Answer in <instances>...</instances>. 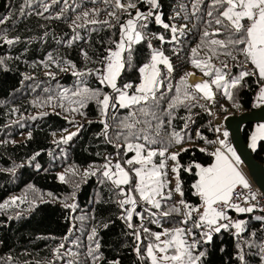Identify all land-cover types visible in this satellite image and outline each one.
I'll use <instances>...</instances> for the list:
<instances>
[{
  "label": "trees",
  "instance_id": "16d2710c",
  "mask_svg": "<svg viewBox=\"0 0 264 264\" xmlns=\"http://www.w3.org/2000/svg\"><path fill=\"white\" fill-rule=\"evenodd\" d=\"M131 2L136 8L125 10L116 8L115 0H0V19L4 20L0 23V205H4L0 207V264H151L145 251L149 243L155 242L150 233L176 228L190 230L183 237L189 244L198 242L192 254L204 255L197 264H264V220L257 219L254 213L237 214L235 222L218 233L212 232L211 242H205L207 225L194 226L199 222L203 202L193 188L198 181L195 165L208 167L214 161L212 153L216 151L219 132L213 115L258 108L255 97L264 80H259L258 75L244 77L238 86L228 89L231 99L224 88L213 85L214 102L202 99L194 88L185 89L181 78L194 73L186 77L188 85L193 76L210 82L215 72L213 69L211 76H205L194 67L193 59L210 58L214 68L226 73L228 83L242 71H254V66L235 49L208 43L228 36L214 23L217 12L212 7L213 0L198 4L197 0H158L155 9L147 0ZM137 9L153 15L136 22L143 38L132 43L130 64L128 48L122 54L126 62L117 87L130 95L138 94L139 68L151 62L154 51L163 52L173 71L169 73L162 63L157 65L162 83L155 100L112 107L118 93L101 84L99 77L104 74L105 58L121 37V25L133 19ZM209 11H213L212 17ZM84 13H88L87 17ZM156 15L161 16L162 23L155 21ZM165 23L169 28L163 27ZM141 24L146 27L141 28ZM172 27L177 29L175 33ZM217 29L220 34L212 35ZM206 30L209 37L203 35ZM9 39L13 43H7ZM193 49L198 53L195 57ZM226 52H232L236 59ZM129 83L132 88L124 89ZM83 89H88L83 97L73 95ZM185 90L195 99L186 98ZM93 92L99 95L93 97ZM104 95L112 97L106 114L99 102ZM81 99L83 105L79 103ZM173 102L176 106L170 108ZM129 124L131 128L126 127ZM221 127L220 131L225 132ZM241 129L248 142L254 135L253 126ZM174 132L182 137L180 143L174 141ZM58 133L62 137L53 141ZM65 133L76 135L67 143L60 142L68 136H63ZM145 135L155 143L146 141ZM227 139L231 144L229 134ZM128 143L145 144L157 152L167 147L164 157H153L156 166L165 162L162 171L166 176L162 179L166 185L161 190L164 198L156 197L161 203L159 209L142 199L136 201L135 211L131 204L121 207L120 201L129 194L127 189L139 181L130 167L140 166L125 163L135 156L134 151H127ZM115 153L129 170L130 184L117 187L115 177L110 180L103 175L104 165L109 162L115 171L111 161ZM173 153H179L182 196L175 191L177 173L172 168L176 162L167 159ZM252 155L264 166V139L257 143ZM169 192L171 199L167 198ZM181 200L199 211L192 212L188 219ZM128 211H132L130 221ZM164 212L171 214L164 216ZM185 219L186 224L182 223ZM237 222H242L239 230L234 226ZM93 230L95 237L90 240ZM137 233L140 240L136 239Z\"/></svg>",
  "mask_w": 264,
  "mask_h": 264
},
{
  "label": "snow or ice",
  "instance_id": "6c2138e0",
  "mask_svg": "<svg viewBox=\"0 0 264 264\" xmlns=\"http://www.w3.org/2000/svg\"><path fill=\"white\" fill-rule=\"evenodd\" d=\"M202 2V0H197V4ZM147 3L151 5L152 8L158 7V0H147ZM197 4H194L193 7L197 8ZM115 6L118 9H131L136 8V4L128 0V3L122 4L121 0H115ZM213 9L217 12L216 17L214 18V23L220 25L224 28L227 33V39H211L208 41L209 44L218 46L219 48H228L231 47L238 51L241 55L246 58L247 62H250L254 66V71H242L240 75L234 78L230 83L225 81L226 73L222 72L219 68H214L209 60H197L193 59L192 64L194 67L200 69L204 72L205 76H211L212 70L214 69L215 76L211 81H202L196 83L195 85H188L186 77L194 75V73H187L186 77L181 78V83L185 85V89L192 87L195 89L196 93L202 94V99H205L209 102H214L215 94L212 91V86L215 85L217 89L224 88L225 95L229 99L232 98L231 92L228 91L229 88H234L238 86L243 80L244 77L249 75H258L259 80H264V0H213L212 4ZM88 13H84V16L87 17ZM110 15L115 16V13H110ZM153 13L149 11L147 14L140 12L138 9L134 19H128L126 24L121 25V40L116 44V50L111 51L108 57L105 58L107 61L105 73L100 79L101 84L107 83L115 92L119 95L116 98V102L121 107H127L130 105L140 104L141 101H148L150 98L156 99V91H158V85L162 83L158 79L160 72L157 68L159 63H162L167 66L168 72L173 71L172 65L167 57L164 56L161 51H154L151 57V62L145 64L139 68L141 74V82L136 87V93L132 96H129L127 91L122 90L117 87V78L120 76L121 71L125 67V58L122 53L127 48L129 50V56L127 62H131L130 49L131 45L134 42H139L143 37L140 31H137L136 21L147 20L148 17L152 16ZM208 16H213V11L208 12ZM221 17L223 19H221ZM6 19V18H5ZM79 19V17L77 18ZM155 21L157 23H162L161 16L156 15ZM227 21V23H225ZM4 20L0 19V23H3ZM96 23V21H91ZM75 23V22H74ZM107 23V22H105ZM212 21H209V26H211ZM141 28L146 27V24H141ZM164 28H169L168 24H163ZM172 32L175 33L177 29L172 27ZM220 30L217 29L216 32L212 35H219ZM204 37H209L210 33L206 30L203 33ZM159 39L163 41V36H160ZM7 43H13L12 40H7ZM243 45V47H239ZM225 54L232 56L233 59H236V56L232 55V52H226ZM86 55V54H85ZM194 57L198 55L197 50L193 49ZM0 63H3L0 60ZM74 67V66H73ZM227 68V64L224 65ZM75 74V73H74ZM132 88V84H125L124 89ZM88 92V89H83L81 92L73 93V95L83 97L85 93ZM98 92H93L92 96H98ZM185 97L189 99H195L194 94H189L185 90ZM110 100L112 97L109 95H104L103 99L100 102L102 105V112L106 114V110L109 107ZM258 104H264V86L260 87L259 95L257 97ZM81 105L84 103V99L79 101ZM115 104H112V107H115ZM176 104L173 102L169 105L170 108L175 107ZM203 107V105H201ZM75 110V109H73ZM143 111V109H141ZM190 119V118H189ZM187 126V125H185ZM107 127V125H105ZM126 127L131 128L132 125H126ZM217 132L220 131L219 128L216 129ZM260 136L264 139V125H261L258 129ZM31 134H29L30 136ZM76 133H70L67 137L62 138L63 143H67L68 140L72 139V136ZM135 135V134H133ZM199 135V134H198ZM224 137L228 136V132L223 133ZM174 141L180 143L182 137L179 133H173ZM146 141L150 143H155L154 140L145 135L143 137ZM202 138V137H201ZM256 136L252 137L251 147L255 149L256 147ZM220 145L225 144L224 140L219 141ZM127 151H134L135 156L128 159L125 163L129 166L139 165L140 167H130V171L135 173V176L139 178V181L136 185L135 191L139 193L140 198L150 204L152 207L159 209L161 207L160 200L156 199L157 196H162V189L166 185V181L162 177L166 176V173L162 171L165 167V162L162 161L159 166L153 164V157L159 155L164 157L167 151V147L159 150L146 148L145 144H127ZM181 151H186V149H181ZM200 151H205V149H200ZM231 153V159L226 156L220 149H217L212 155L215 156L216 162L209 167H202L199 164H196L195 167L199 169L196 173L199 177L198 181L193 184V188L196 190V193L202 198L204 211L199 217V222H196L194 226L196 228H201L204 225H207L209 231L203 235L206 237L205 242H211L212 232H220L221 228H228L227 224H219L220 220L229 219L222 208L214 207V205H223V206H232L230 201L232 200L233 192L235 187L243 185L244 188H249V184L242 173L236 168V164L240 162V157L236 155V152L229 147L227 149ZM147 153L146 155L144 153ZM179 153H173L167 159H171L176 162V165L172 168L174 173H177V185L176 192H179L182 196L183 193L180 189L179 184V163H178ZM111 162H109L110 164ZM109 164H105L104 168L106 169L103 172V175L108 179L112 180L113 177L116 179L113 180V183L119 187L120 185H127L131 182V177L129 170H125L120 163L114 165L115 171H112V168L109 167ZM151 165V167H149ZM87 175V173H85ZM94 174V173H93ZM63 180V176L60 177ZM123 191V190H122ZM168 199H171V193L169 192ZM252 199H255V194H252ZM15 202V199L12 201ZM180 203L187 209L185 216L190 219L192 212L199 211L197 208H192L189 205L185 204L183 200ZM121 207L125 204H131L133 208L136 206V200L130 195L126 199L120 201ZM4 205H0L3 207ZM74 207V205L72 206ZM235 207V210L239 213L251 212L253 207L243 208L238 205L232 206ZM172 211L179 212L178 208H173ZM170 212H164V216L170 215ZM132 218V211L127 212V219L130 221ZM257 219H260L257 217ZM157 221H153L156 223ZM182 223H187V219L183 220ZM236 229H241L242 222L235 223ZM107 227V225H105ZM129 228L132 227V224L129 223ZM145 233H149V229L144 228ZM190 233V230L183 228L176 229H164L162 232H153L150 233L154 237V243H149L146 248L147 257L150 258L151 264H197L200 258L204 255L201 252L197 256H193L192 249L197 246L196 241H193L189 244L183 237ZM95 237V230H93V235L89 239ZM162 237H167V239H162ZM136 239L140 240V236L137 233ZM63 245H61L62 247ZM99 243H96V249L99 248ZM171 250V252H170ZM58 251V250H57ZM135 251L137 254H140V247L137 245ZM91 254V252H90ZM240 260L243 261V255H240Z\"/></svg>",
  "mask_w": 264,
  "mask_h": 264
},
{
  "label": "water",
  "instance_id": "95a60500",
  "mask_svg": "<svg viewBox=\"0 0 264 264\" xmlns=\"http://www.w3.org/2000/svg\"><path fill=\"white\" fill-rule=\"evenodd\" d=\"M192 82V80H191ZM264 124V104L251 111L235 116H228L224 119L223 125L228 132L230 141L240 162L247 170L253 183L264 195V166L255 161L249 141L246 142L242 136L241 128L245 125Z\"/></svg>",
  "mask_w": 264,
  "mask_h": 264
},
{
  "label": "built area",
  "instance_id": "2783aa9c",
  "mask_svg": "<svg viewBox=\"0 0 264 264\" xmlns=\"http://www.w3.org/2000/svg\"><path fill=\"white\" fill-rule=\"evenodd\" d=\"M116 106H120V105L116 102ZM219 137H220L219 135H216V147H218ZM111 161L113 162V165H115L116 163H120L122 166L119 155L117 153L111 156ZM245 176L247 177L249 188H244L243 185L238 184L233 192L230 205L232 206L238 205L243 208L253 207V211L239 213L235 210V207L232 206L214 205V207L222 208V210L225 212V215L229 218L226 220H220L218 222L219 224H229L231 222H235L237 219V214L254 213L260 219L264 220V195L259 191L256 185L253 183L252 179H250L249 175H247V173H245ZM252 194H255V199H252ZM137 207L138 205L136 204L135 208H133L132 206V209L135 210ZM230 212H234V214H231Z\"/></svg>",
  "mask_w": 264,
  "mask_h": 264
},
{
  "label": "rangeland",
  "instance_id": "374dc122",
  "mask_svg": "<svg viewBox=\"0 0 264 264\" xmlns=\"http://www.w3.org/2000/svg\"><path fill=\"white\" fill-rule=\"evenodd\" d=\"M135 18V17H134ZM133 18V19H134ZM137 22V21H136ZM121 40V37H120V39H119V41ZM119 41H118V43H119ZM126 48H127V44H126ZM111 51H115L116 50V47L115 48H112V49H110ZM123 54V53H122ZM105 69H106V66H105V68H104V70H103V73H105ZM194 77V76H193ZM191 78L192 77H190V82H191ZM201 77H196V80H197V82H198V79H200ZM193 79V78H192ZM201 79H203V78H201ZM264 83V82H263ZM191 85H195V84H193L192 82L190 83ZM105 86H109L107 83H105ZM109 88L110 89H112L110 86H109ZM239 114H241V113H238V114H236V113H227V115H225V114H223V115H213V123H214V125L217 127V128H220L221 126H223L224 127V125H223V121H224V119L226 118V117H228V116H235V115H239ZM223 127H221V130H223ZM223 131H219V133H217V135H219L220 137H219V141H220V139L223 137ZM67 135H69V133H65L63 136H67ZM60 137H62L59 133L58 134H56V135H54L53 137H52V140L53 141H57V140H59L60 139ZM228 140V139H227ZM122 162V161H121ZM213 163H214V161H213ZM212 163V164H213ZM211 164V165H212ZM210 165V166H211ZM122 166H123V168H125V170H126V167L124 166V164L122 163ZM149 167H151V165L149 166ZM247 173V172H246ZM247 175H248V173H247ZM250 177V176H249ZM115 179H116V177H115ZM251 179V178H250ZM138 183V182H137ZM137 183H136V185H137ZM135 188H136V186L134 187V188H128L127 190H128V196L130 195L132 198H134L136 201H139L141 198H140V196H139V193L137 192V191H135ZM123 190L125 191L126 189L123 187ZM203 208V207H202Z\"/></svg>",
  "mask_w": 264,
  "mask_h": 264
},
{
  "label": "crops",
  "instance_id": "0c3cea01",
  "mask_svg": "<svg viewBox=\"0 0 264 264\" xmlns=\"http://www.w3.org/2000/svg\"><path fill=\"white\" fill-rule=\"evenodd\" d=\"M197 81V80H196ZM262 86H264V83H263V85ZM259 91H260V89H259ZM259 91L257 92V94H256V97H255V103H257L258 104V100H257V97H258V95H259ZM261 105H263V104H259V106H261ZM261 125H264V124H260V125H254L253 126V131H254V135L253 136H256L257 137V139H256V146H257V143L260 141V140H262V138H261V136H260V133L258 132V129H259V127L261 126ZM253 136H251V138H250V140H249V144H250V146L252 145V137ZM220 140H224L225 141V144L223 145V146H221L220 145V143H219V147L218 148H216V150L217 149H220L226 156H228L230 159H231V153H229L228 151H227V149L229 148V147H231L232 149H233V147H232V144H230V142L227 140V137H222ZM252 148V147H251ZM256 148V147H255ZM234 150V149H233ZM252 150H254L253 148H252ZM216 162V158H215V156H214V163ZM213 163V164H214ZM236 166V168L242 173V175L245 177V179L247 180V177L245 176V173L247 172V170L246 171H244L245 170V168L243 167V165L241 164V162H239L238 164H236L235 165ZM209 167V166H208ZM198 171H199V169H198ZM138 178V177H137ZM198 179H199V177H198ZM138 180H139V178H138ZM202 199V198H201ZM202 202H203V200H202ZM202 206H203V204H202ZM203 211H204V206H203ZM203 211H202V213H203Z\"/></svg>",
  "mask_w": 264,
  "mask_h": 264
},
{
  "label": "clouds",
  "instance_id": "9594fccd",
  "mask_svg": "<svg viewBox=\"0 0 264 264\" xmlns=\"http://www.w3.org/2000/svg\"><path fill=\"white\" fill-rule=\"evenodd\" d=\"M165 66H166V65H165ZM166 68H167V66H166ZM102 75H103V74H102ZM101 77H102V76L100 75L99 79H101ZM189 81H190V80H189ZM190 83H191V82H190ZM107 87L109 88V86H107ZM111 90H113V89H111ZM117 95H118V94H117ZM117 95L114 97V103H115V105H116V97H117ZM128 95H130V94H128ZM132 95H134V94H131V96H132ZM132 106H133V105H132ZM118 107H121V106H118ZM128 107H130V106H128ZM110 109H111V108H110ZM110 113H111V116H112V111H111V110H110ZM249 140H250V139H249ZM218 147H219V142H218ZM218 147H216V148H218ZM117 154H118V153H117ZM118 155H119V154H118ZM119 158H120V157H119ZM120 161H121V159H120ZM121 163H122V162H121ZM112 164H113V162H112ZM113 167H114V165H113ZM243 167H244V166H243ZM114 169H115V168H114ZM245 170H246V169H245ZM136 204H137V202H136ZM131 210H132V211H135L136 209L133 210V209H132V205H131Z\"/></svg>",
  "mask_w": 264,
  "mask_h": 264
},
{
  "label": "bare ground",
  "instance_id": "6f19581e",
  "mask_svg": "<svg viewBox=\"0 0 264 264\" xmlns=\"http://www.w3.org/2000/svg\"><path fill=\"white\" fill-rule=\"evenodd\" d=\"M192 80V83L193 84H196V83H199V82H202V81H204L203 79L202 80H198V82L196 81V77H193V79H191Z\"/></svg>",
  "mask_w": 264,
  "mask_h": 264
}]
</instances>
